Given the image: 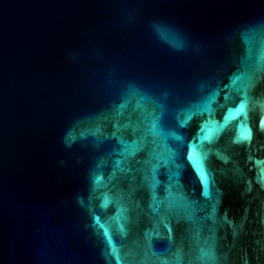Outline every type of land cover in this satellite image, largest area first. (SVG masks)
<instances>
[{
	"label": "water",
	"instance_id": "1",
	"mask_svg": "<svg viewBox=\"0 0 264 264\" xmlns=\"http://www.w3.org/2000/svg\"><path fill=\"white\" fill-rule=\"evenodd\" d=\"M264 0H0V264H264Z\"/></svg>",
	"mask_w": 264,
	"mask_h": 264
},
{
	"label": "bare ground",
	"instance_id": "2",
	"mask_svg": "<svg viewBox=\"0 0 264 264\" xmlns=\"http://www.w3.org/2000/svg\"><path fill=\"white\" fill-rule=\"evenodd\" d=\"M263 122H264V118H263V120H262Z\"/></svg>",
	"mask_w": 264,
	"mask_h": 264
}]
</instances>
